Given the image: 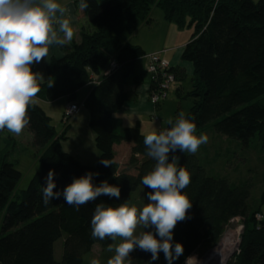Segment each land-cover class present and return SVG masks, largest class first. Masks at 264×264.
I'll list each match as a JSON object with an SVG mask.
<instances>
[{
	"label": "trees",
	"instance_id": "trees-1",
	"mask_svg": "<svg viewBox=\"0 0 264 264\" xmlns=\"http://www.w3.org/2000/svg\"><path fill=\"white\" fill-rule=\"evenodd\" d=\"M86 2L88 8L80 10L93 28L84 26L81 41L65 49L62 57L51 59L38 97L49 102L66 97L69 102H76L78 91L93 81L92 76L98 77L83 105L90 112L99 160L94 165L84 164L65 151L62 142L67 139L66 133L58 134L40 105L29 106L27 127L34 145L42 149L40 170L28 187L17 193L22 172L12 157V147L18 143L8 136L0 151V212L4 214L0 225V264H86L84 257L95 244L107 250L109 244L115 243L92 236L95 206H119L129 203L140 189L151 191L141 183L156 163L146 154L144 133L136 127L117 130L115 115L127 100L128 83L139 82L137 62L147 55L142 46L129 41V36L137 31L140 22H150L154 7L162 9L167 21L192 30L181 59L193 66L192 88L186 94L193 104L186 116L196 124V133L211 127L244 147L256 140L264 151V0ZM107 51H113V55ZM113 61L117 67L106 72ZM174 71L179 77L184 75L182 69ZM123 142L131 143L132 151L121 166L116 160L115 145ZM174 155L178 157L177 167L190 173V183L183 192L192 208L188 212L190 218L178 222L173 230V243L179 242L184 248L183 255L173 264H183L193 253L207 251L237 216L245 218V230L234 264H264V220L256 218L264 206V173L259 174L255 168L245 181L230 182L226 177L209 174L193 153ZM102 159L113 164L105 167L100 163ZM50 169L56 173L54 191L92 172L99 173L93 176L94 184L106 180L118 186L121 195L119 199L102 195L79 210L64 203L63 197L45 205L42 189ZM257 184H261L262 191L259 204L253 207L251 193ZM62 237L63 254L57 260L54 246ZM106 253V258H110L111 252ZM130 255L131 264L151 261V253L138 248ZM151 264H167L163 252Z\"/></svg>",
	"mask_w": 264,
	"mask_h": 264
},
{
	"label": "clouds",
	"instance_id": "clouds-1",
	"mask_svg": "<svg viewBox=\"0 0 264 264\" xmlns=\"http://www.w3.org/2000/svg\"><path fill=\"white\" fill-rule=\"evenodd\" d=\"M88 6L86 0H81V10ZM69 14V8L58 0H0V131L7 129L20 135L29 124L28 108L37 102L40 82L44 79L39 72H33L32 66L47 57L51 45L64 46L73 40L75 33ZM51 86L49 83L48 87ZM168 124V128L144 134L146 154L156 161L141 179L143 186L151 189L147 193L149 202L142 208L127 201L119 206L104 203L95 206L92 236L113 242L119 239V243L107 247L108 252L114 253L107 264H131L130 254L137 248L151 253V261H156L163 252L167 264H173L184 253L181 243H173V230L178 222L190 218L192 202L183 192L190 183V173L177 167L178 157L174 154H194L208 137L196 135V124L184 112L174 121L170 118ZM129 126L134 125L129 122ZM100 163L108 167L113 161L102 159ZM55 175L50 169L45 177L42 189L45 205L63 197L64 203L79 210L102 195L117 199L121 195L120 188L106 180L94 184L93 176L99 173L92 172L54 191ZM138 228L143 229L139 234ZM149 228L154 231H145ZM90 264L101 261L93 258Z\"/></svg>",
	"mask_w": 264,
	"mask_h": 264
},
{
	"label": "rangeland",
	"instance_id": "rangeland-1",
	"mask_svg": "<svg viewBox=\"0 0 264 264\" xmlns=\"http://www.w3.org/2000/svg\"><path fill=\"white\" fill-rule=\"evenodd\" d=\"M100 2H104V1H100ZM153 9H154V13L152 17L153 20H155L153 24V26H155L154 31L151 32L149 30L150 33H146V30L144 29L141 32V34H139V36L134 40L139 41V40L148 39L150 41V44L158 43V45L161 46L163 49L164 48L168 49L167 54L165 56L177 57V55H180L179 53L180 47L178 46L184 40L185 43L182 46L184 47L186 45V43L189 41L191 37L192 30L190 28L185 27L183 28L182 32L177 36L173 35L169 39L168 37L165 38L164 40L167 41H164L165 43L163 44L160 40L163 39V36L165 34H168L167 25L169 24H165L166 22H164L165 19L164 12L162 11L161 8L154 7ZM172 27L174 31H177L176 27L178 26L172 24ZM107 52H109L110 54L111 51H107ZM169 61L171 62V59H169ZM184 62L188 67L187 73L184 72V75H182L181 77L176 75L175 81L171 83L170 90H168L167 92V97L161 103L155 105L152 103L151 95L153 91L156 90L157 88L155 86V82L151 80L150 102L154 106H159L161 104V108H160L161 110L156 115L159 121L154 114L153 117H150L148 115L147 117H141L139 121L142 122L143 124L142 125L143 129L141 130L144 134H147L148 132L153 130L159 131L162 125H163L162 127L164 128L170 126L168 124V120L170 118L174 121L178 117V114L180 112H184L186 114L190 110L193 104V100L192 98L187 97L186 94L192 88L193 71H192L191 63L186 61ZM139 69L143 70L144 73L145 71L149 73L146 68L145 56L139 59L137 62L136 70L138 71ZM171 69L174 71L175 68L172 67ZM32 70L34 72L36 71L34 65L32 66ZM36 72H39L44 77V68L42 65L38 66ZM92 78L96 79L95 76H92ZM77 100L80 103L79 111L80 109H84V111L88 112L89 110L81 104L79 98ZM40 104L44 106V108H46L48 114L52 119V123L58 132H60L63 129L64 125L67 129L70 120L79 112L78 111L75 115L74 114L71 116L67 115L66 114L67 105L64 111L61 102H58V100L51 101L50 104H46L44 102ZM63 111L64 114L62 120ZM131 122H136V121H131ZM200 134L207 135L208 140L206 143L200 145L199 149L194 154L197 155V157L200 160V163L207 169L209 174L218 177H226L230 180V182L240 183L245 181L247 175L252 174L253 169L255 168L259 174L264 173V151L258 148L256 140H253L248 147H244L243 145L239 144L240 142H238L237 140L228 138L225 135L217 133L211 127H207V129H205L203 132L196 133L197 136H199ZM13 135L16 136L18 140L17 142L18 144L16 145V147H12L14 149V154L12 155V157L18 162V168L22 172V179L19 182L16 189L17 193L20 194L24 189L28 187L32 176L38 170H40V162L39 160L37 161L38 158L37 156L42 149L34 145L33 134L28 129V127H25V129L20 135H15V134ZM76 136L77 138L85 137L86 145L94 142L93 138L89 137L87 133H83V131L77 133ZM75 144H77L75 140H71L69 142V145L71 146H75ZM261 191H262L261 184H257L253 188L250 199V203L253 205V207L259 204V196L261 194ZM148 202L149 201L147 199V193L145 192V190L140 189L134 193L133 199L129 202V204L135 205L138 208H142ZM3 215H4L3 212H0V225L2 222ZM231 223L233 222L231 221ZM152 230L154 231V229L152 228L145 229V231H152ZM141 231H143V229L138 228L137 234H139ZM115 243H119V239ZM63 245H64V237L57 240L55 243L54 252H55V258L57 260L61 259L62 257ZM106 252L108 251L104 249L100 244L98 243L95 244L93 246L92 251L89 254L85 255L84 257L86 264H90L93 258H98L101 261V264H106L105 260L110 259L114 255V253L111 252L110 258H106L107 255ZM144 256L147 257V255Z\"/></svg>",
	"mask_w": 264,
	"mask_h": 264
},
{
	"label": "crops",
	"instance_id": "crops-1",
	"mask_svg": "<svg viewBox=\"0 0 264 264\" xmlns=\"http://www.w3.org/2000/svg\"><path fill=\"white\" fill-rule=\"evenodd\" d=\"M80 1L81 0H58V2L60 4L67 6L70 10V14H69L68 18L70 19V22H71V25L73 27L75 35L73 37V40L64 46H59V45H55V44L51 45L49 48V53H48L47 57H45L40 63H38V64L34 63L33 64L36 71H37V68L39 65L43 66V68H44V77H43L44 80L46 79V68H47V65L49 64V62L51 61V59L54 57H62L65 53V49H71L72 45L74 43L80 42L81 41V32H82V28L84 26L89 27L91 29L93 28L92 25L88 22V20L81 13V10L79 8ZM99 1H105V0H99ZM153 13H154V9L151 12L149 23L140 22L138 24L137 31L134 34L129 36V41L142 46L144 48V50L146 51V53H148V54L155 53V52H162V55L165 58H167L168 60L171 59L172 65H173V67H175V70L182 69V70H184V72L187 73L188 67L186 66V63L181 59V54H182V51L184 48L182 45H184L185 40L183 42H181V44L178 46V47H180L179 48L180 55H177V57L176 56H169V57L165 56L167 54L168 49H165V48L163 49L161 46L158 45V43L150 44V41L148 39L147 40H139V41L134 40L135 38H137L139 36V34H141V32L144 29L146 30V33H150L149 30L151 32L154 31L155 26H153V24H154L155 20H153V17H152ZM164 22H166L165 24H169V25H167L168 26L167 27V30H168L167 33L168 34H165L163 36V39L160 40L163 44L165 43L164 41H167V40H164L165 38L168 37V39H169L173 35L177 36L183 30V28L176 27L177 31H174V29L172 27V24H174V23H171V22L167 21L166 19H164ZM175 26H177V25H175ZM155 41H156V39H155ZM110 54L113 55V51L110 52ZM145 60H146V68H147L146 56H145ZM192 71H193V66H192ZM136 73L138 75H141V78H140L138 83H135L134 81H130L128 83V85L126 87L127 88V100L124 103V105L121 107V109L115 115L116 129L117 130H120L123 127H130L129 122H131V121H136V122H131V123H134V124H132L134 126H131V127H136V128L141 130V129H143V126H142L143 124H142V122L139 121L141 119V117H147V115L150 117H153V114L157 115L159 113V111L161 110L160 109L161 104L159 106H154L150 102L151 80H152L151 75L149 73H147L146 71L144 73L143 70H141V69H139L138 71L136 70ZM93 86H94V83L90 82L78 91L77 99L79 98L82 105L84 104V101H85L86 97L88 96V94L90 93V91L92 90ZM36 100H37L36 104L40 105L48 114L46 108H44V106H42L40 103L44 102L46 104H50V102L46 101V100H44L38 96H37ZM56 100H58V102H61L62 107L65 111V107L69 102L68 99L66 97H61V98L56 99ZM76 103L80 105L78 100L76 101ZM64 111L62 113V120H63ZM88 112L84 111V109H80V111L68 123L67 129L64 125L63 129L60 132H58L57 129H56V131L58 132V134H62L64 132H66L67 139L62 142V146H63V149L65 151L74 155L78 160H80L84 164L94 165L98 162L100 153H99V150L96 146L95 134L93 133L92 128L90 126V112L89 113ZM82 117H83V119H82ZM158 121H159V119H158ZM63 123H64V121H63ZM162 126L160 127L159 130L164 129V127H162ZM168 127H170V126H168ZM168 127H166V128H168ZM81 131H83V133H87V135H89V137L93 138L95 143L93 142V143H89L88 145H86V138L85 137H81V138L78 137L77 138L76 134L81 132ZM8 136L15 138V140L18 142L16 136H14L10 132H8V130H6L5 132L0 133V151L2 149H4V147L6 145L5 140L8 138ZM71 140H75L77 144H75V146L69 145V142ZM131 151H132V144L129 142H123L121 144L115 145L116 160L121 164V166H124L127 163L128 158L131 155ZM41 153H42V150L38 153L37 161L39 160V155ZM261 213H263V215H264V206L261 209Z\"/></svg>",
	"mask_w": 264,
	"mask_h": 264
},
{
	"label": "built area",
	"instance_id": "built-area-1",
	"mask_svg": "<svg viewBox=\"0 0 264 264\" xmlns=\"http://www.w3.org/2000/svg\"><path fill=\"white\" fill-rule=\"evenodd\" d=\"M146 58L147 71L151 74L157 88L151 95L152 103L155 105L161 103L167 97L171 83L176 79V73L171 69L173 67L172 63L162 55V52L148 54ZM116 67L117 63L113 61L106 72H110ZM92 82H98V77L93 79ZM79 107L80 105L76 102H69L66 114L69 116L75 115L79 111ZM256 218L258 221H263V213H257ZM232 222L215 245L202 254L193 253L183 264H234L236 257L241 252L245 218L237 216L232 219Z\"/></svg>",
	"mask_w": 264,
	"mask_h": 264
}]
</instances>
